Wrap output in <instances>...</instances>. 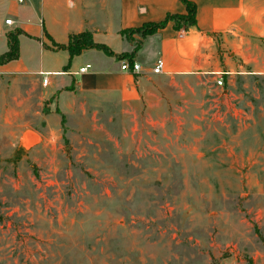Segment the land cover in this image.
<instances>
[{
    "label": "rangeland",
    "instance_id": "rangeland-1",
    "mask_svg": "<svg viewBox=\"0 0 264 264\" xmlns=\"http://www.w3.org/2000/svg\"><path fill=\"white\" fill-rule=\"evenodd\" d=\"M244 37L214 44L216 73L160 82L172 120L141 132L101 115L47 132L36 82L0 74V264H264V38Z\"/></svg>",
    "mask_w": 264,
    "mask_h": 264
},
{
    "label": "crops",
    "instance_id": "crops-1",
    "mask_svg": "<svg viewBox=\"0 0 264 264\" xmlns=\"http://www.w3.org/2000/svg\"><path fill=\"white\" fill-rule=\"evenodd\" d=\"M189 1L196 8L195 25L176 29L177 22L169 20L153 34L140 37L128 31L159 24L167 16H183L185 4L181 0H0V9H9L4 21L12 20L0 35L6 50L8 35L18 33V59L22 50L50 57L49 63L31 72L12 67L18 62L13 60L0 65V74L14 84L24 77L36 82L50 109L47 132H62L67 120L84 125L99 115L110 123L129 116L135 122L132 131L141 132L137 125L141 120L152 128H164L172 116L171 103L159 85L163 80L175 87L176 78L216 73L219 61L213 46L217 41L232 38L242 43L245 34L264 38V0ZM84 32L113 55L88 48L72 57L65 46L70 36ZM130 55V63L140 66L138 73L120 69L126 59L119 56ZM158 59L164 61V71L155 75L152 68ZM86 66L85 72H79Z\"/></svg>",
    "mask_w": 264,
    "mask_h": 264
},
{
    "label": "trees",
    "instance_id": "trees-1",
    "mask_svg": "<svg viewBox=\"0 0 264 264\" xmlns=\"http://www.w3.org/2000/svg\"><path fill=\"white\" fill-rule=\"evenodd\" d=\"M186 6V14L183 16H167V18L160 22L159 24L153 25H144L141 28L135 30H129V33H136L140 37H146L153 34L158 28L163 27L169 20H175L177 22L176 29L181 27L186 28L188 26L195 25V14L196 8L189 0H181ZM128 32H122L123 35ZM140 44H137L135 50L139 48ZM65 48L68 50L70 55L76 56L79 55L82 50L88 48H95L103 53L112 56L113 53L108 50L104 45L95 44L92 40V36L88 32L81 33L79 35H72L69 38V42ZM119 58L126 59V61L131 62L132 57L130 56H119ZM18 59V33H11L8 35V51L0 55V65L6 64L13 60Z\"/></svg>",
    "mask_w": 264,
    "mask_h": 264
},
{
    "label": "built area",
    "instance_id": "built-area-1",
    "mask_svg": "<svg viewBox=\"0 0 264 264\" xmlns=\"http://www.w3.org/2000/svg\"><path fill=\"white\" fill-rule=\"evenodd\" d=\"M19 2H21L22 0H18ZM4 24L7 25V26H10L12 25V20L11 19H6L4 21ZM184 35V31H180V37H183ZM89 66H86V67H83L79 70V72L83 73L86 71V69L88 68ZM120 69L122 71H131V72H134V73H138L140 71V66L137 64V63H130L128 61H124L120 67ZM164 71V61L162 59H158L156 60L153 68H152V74H155V75H158V74H162ZM42 84L43 85H46L47 84V78L45 76H43L42 78ZM217 84L218 85H221V81H217Z\"/></svg>",
    "mask_w": 264,
    "mask_h": 264
},
{
    "label": "water",
    "instance_id": "water-1",
    "mask_svg": "<svg viewBox=\"0 0 264 264\" xmlns=\"http://www.w3.org/2000/svg\"><path fill=\"white\" fill-rule=\"evenodd\" d=\"M21 142L23 148L29 149L39 144L40 137L38 136V134L34 133L33 131L27 130L26 132L23 133Z\"/></svg>",
    "mask_w": 264,
    "mask_h": 264
}]
</instances>
